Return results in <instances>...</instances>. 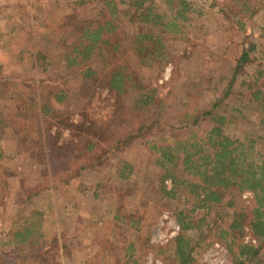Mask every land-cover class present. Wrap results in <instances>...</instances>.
<instances>
[{
	"label": "rangeland",
	"instance_id": "1",
	"mask_svg": "<svg viewBox=\"0 0 264 264\" xmlns=\"http://www.w3.org/2000/svg\"><path fill=\"white\" fill-rule=\"evenodd\" d=\"M131 1L114 0L118 32L122 33L126 49L136 34L160 36L167 63L160 71L155 65L134 67L132 75L145 88H155L163 99L167 116L162 121L176 125L172 135L185 134L169 118L174 111L203 108L228 82L234 92L246 93L244 84L251 81L257 67L263 71L260 81L264 83V0H185L190 5L188 21H177L175 32L131 20L133 10L128 8ZM151 1L155 12L166 16L163 22L172 16L177 2ZM100 8L97 0H0V79L39 81L66 75L68 93L63 104L51 103L55 110L52 131L43 137L41 151L39 146H33L30 152L22 151V144L7 127L10 111L0 108L3 119L0 125V255L20 247L37 248L55 239L58 264H131L126 260L124 246L145 233L149 248L139 249L137 245L132 258L134 264H174L171 246L178 234L174 213L187 211L189 204L182 200L185 195L181 191H177V199L170 201L158 192L163 170L140 139H133L128 147L118 148L100 168L76 177L74 159H69L62 168V179L68 180L67 185L59 189L65 197L47 192L49 189L42 190L50 185L44 154L52 133L59 132L58 145L64 147L68 156L84 141L76 127L82 103L80 81L64 68L63 43L69 44L79 33L83 20H98ZM139 13L142 9L136 15ZM249 47L253 49L247 52V62L232 78L236 59ZM127 97L124 106L115 110L140 117L141 114L130 110L128 99H132L133 93ZM90 106L94 114L107 115V89L93 91ZM235 117V123L223 129L227 137L244 141L247 134L259 133L257 114L243 110ZM105 152L102 145L95 149L97 156ZM121 160L132 168L125 180L116 176V165ZM95 184H101L106 192L109 189L115 201L94 200L91 192ZM29 191H38V194L26 200ZM240 198L249 204V197ZM117 210L120 216H125L119 222L113 221ZM135 210L147 227L140 232L127 225L126 216H135ZM211 217L210 214L206 219L209 221ZM23 228L31 231L29 242L15 247L12 234ZM204 232L183 233L193 245L189 253L191 264H231L223 245L205 237ZM138 250L143 251L139 254Z\"/></svg>",
	"mask_w": 264,
	"mask_h": 264
},
{
	"label": "trees",
	"instance_id": "2",
	"mask_svg": "<svg viewBox=\"0 0 264 264\" xmlns=\"http://www.w3.org/2000/svg\"><path fill=\"white\" fill-rule=\"evenodd\" d=\"M97 1L101 5L99 19L83 20L79 33L69 44L63 43L64 68L80 81L82 103L76 127L84 141L68 156L64 147L58 145L59 132L52 133L44 154L50 185H45L42 190L51 189L57 196L65 197L60 195L59 189L67 185L68 180L62 179V168L67 166L69 159H74L73 175L76 177L100 168L118 148L128 147L133 139H140L156 156L157 165L163 170L158 192L170 201L177 199V191H181L185 195L182 200L189 204L187 211L176 210L174 213L178 228L171 246L174 264L192 263L189 253L193 245L183 234L188 230H204L205 237L220 242L231 264H264V83L260 81L263 71L259 67L255 69L251 81L244 84L246 93L234 92L228 82L203 108L174 111L169 118L179 125L176 129L185 134L181 137L172 135L176 125L162 121L163 116H167L163 99L155 88H145L132 75L134 67L155 65L161 70L167 63L160 36L136 34L126 49L121 40L122 33L118 32L114 0ZM167 2L171 4V1ZM128 8L133 10L129 16L131 20L169 32L177 31V21H188L190 12L187 1L177 0L171 19L164 23L162 20L166 16L155 12L151 0H132ZM139 9L142 13L136 15ZM251 49L253 47L242 51L236 59L232 78L247 62V52ZM65 83L66 75L39 81L0 79V108L10 111L7 127L22 144L23 152H30L33 146H39L41 151L43 137L52 131L55 115L52 104H63L68 96ZM101 87L107 89L109 108L107 115L99 116L91 111L90 98L93 91ZM130 93H133L132 99H128L130 110L141 114L140 117L115 110L124 106ZM243 110L257 114L259 133L247 134L244 141L227 137L223 133L224 127L234 124L235 116ZM2 122L0 114V125ZM98 145L106 149L99 156L95 154ZM116 169L119 180L127 179L132 171L124 160L118 161ZM165 178L171 182L169 190L162 184ZM244 193L249 194V204H244L240 198ZM37 194L38 191H29L25 198L30 200ZM91 194L94 200H114L112 192L109 189L106 192L101 184H95ZM210 214L212 217L208 221L206 218ZM134 215L126 216L127 225L136 232L145 230V221L138 210ZM123 219L125 216H120L118 210L113 213V221ZM30 234L29 228L15 231L13 245L29 242ZM29 244L31 247L32 243ZM138 244L139 249L149 246L147 234L127 241L124 246L126 260L131 264L135 263L132 258ZM57 249L55 239L37 248L20 247L0 255V264H58ZM142 251L138 250L139 254Z\"/></svg>",
	"mask_w": 264,
	"mask_h": 264
},
{
	"label": "built area",
	"instance_id": "3",
	"mask_svg": "<svg viewBox=\"0 0 264 264\" xmlns=\"http://www.w3.org/2000/svg\"><path fill=\"white\" fill-rule=\"evenodd\" d=\"M163 184H164L166 190H169L171 188V182H170L169 179L164 180L163 181ZM241 197H242V199H246V198L249 197V194L248 193H244ZM245 241H249V239L245 238ZM250 242L253 243L252 240H250Z\"/></svg>",
	"mask_w": 264,
	"mask_h": 264
},
{
	"label": "crops",
	"instance_id": "4",
	"mask_svg": "<svg viewBox=\"0 0 264 264\" xmlns=\"http://www.w3.org/2000/svg\"><path fill=\"white\" fill-rule=\"evenodd\" d=\"M46 169H47V167H46ZM47 192H51V193H52L53 191H52L51 189H49ZM53 193H54V192H53Z\"/></svg>",
	"mask_w": 264,
	"mask_h": 264
}]
</instances>
